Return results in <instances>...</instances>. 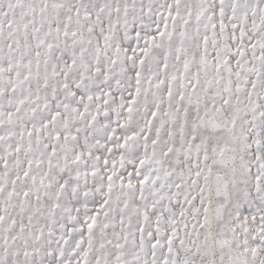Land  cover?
<instances>
[{
	"label": "snow or ice",
	"instance_id": "snow-or-ice-1",
	"mask_svg": "<svg viewBox=\"0 0 264 264\" xmlns=\"http://www.w3.org/2000/svg\"><path fill=\"white\" fill-rule=\"evenodd\" d=\"M0 264H264V0H0Z\"/></svg>",
	"mask_w": 264,
	"mask_h": 264
}]
</instances>
